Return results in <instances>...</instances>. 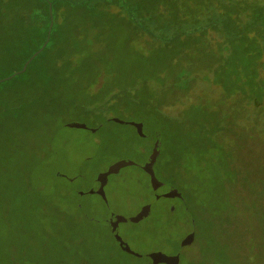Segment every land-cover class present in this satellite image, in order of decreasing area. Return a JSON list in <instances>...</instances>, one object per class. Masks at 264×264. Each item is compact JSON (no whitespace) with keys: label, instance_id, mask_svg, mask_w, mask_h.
Returning a JSON list of instances; mask_svg holds the SVG:
<instances>
[{"label":"trees","instance_id":"trees-1","mask_svg":"<svg viewBox=\"0 0 264 264\" xmlns=\"http://www.w3.org/2000/svg\"><path fill=\"white\" fill-rule=\"evenodd\" d=\"M4 25L12 34L0 39V73L41 35L26 61L49 42L25 73L0 76V185L16 158L26 162L22 138L35 130L36 105L52 106L61 121L137 110L164 124L177 118L166 107L209 83L221 88L217 105L192 103L178 117L198 127L217 174L246 185L237 193L245 200L233 203L235 227L245 219L264 233V169L252 174L236 155L244 141L264 153V0H0ZM31 75L35 92L26 90Z\"/></svg>","mask_w":264,"mask_h":264},{"label":"rangeland","instance_id":"rangeland-1","mask_svg":"<svg viewBox=\"0 0 264 264\" xmlns=\"http://www.w3.org/2000/svg\"><path fill=\"white\" fill-rule=\"evenodd\" d=\"M35 12L30 15L33 26ZM2 30L0 39L6 40L12 32L6 25ZM44 37L17 53L0 76L25 73V65L48 44L49 37L26 61ZM31 76L24 77L26 90L35 92ZM221 92L209 83L198 84L181 103L164 109L175 121L160 125L142 121L149 115L137 110L110 113L136 125L104 121L95 112L61 121L52 106L36 105L35 126L29 127L35 130L22 138L26 162L15 157L0 185V264H152L149 252L174 251L189 230L188 214L165 194V186L181 193L195 221L196 239L183 248L182 264H264L261 224L250 231L245 219L238 229L233 220V203L245 200L237 199V193L246 185L219 176L222 166L210 161L214 158L196 133L198 127L191 118L178 117L192 103L213 108ZM5 102L7 107L14 103ZM74 122L77 126L70 125ZM236 146L239 166L255 175L264 169L262 148L245 141ZM155 147L161 196L153 195L156 188L142 168ZM191 149L195 155L204 151V158L198 154L204 160L195 161Z\"/></svg>","mask_w":264,"mask_h":264},{"label":"water","instance_id":"water-1","mask_svg":"<svg viewBox=\"0 0 264 264\" xmlns=\"http://www.w3.org/2000/svg\"><path fill=\"white\" fill-rule=\"evenodd\" d=\"M52 25H53V22L51 23V27H52ZM42 50H43V48L38 53H36L31 58V60L37 54H39ZM28 64L29 63H27L25 65V67L23 68V70L21 72L26 71ZM14 76L15 75H13L12 77H9L8 79L13 78ZM4 80H6V79H4ZM111 119L116 121V122H120V123H129V124H132V125H136L135 122H131V121L130 122H126L124 120L117 119L116 117H113ZM70 125L71 126H77V123H75V122L74 123H70ZM159 154H160V152L158 150V147H155V149H153V151H152L151 155L149 156L148 160L146 161V163L142 166L144 172L148 175L151 183L153 184L152 185L153 188H156V186L159 184L158 178H157L155 170H154V165H155V163L157 161V158H158ZM102 176L103 175H101V177ZM101 177L99 178V182L101 181ZM165 188H166V192L165 193H166L167 196L177 197L181 201V204H182V206L184 208V211L188 214L187 217H188L189 230H188V232L185 233V235L183 237L180 238V240H179V242L177 244V248L174 251H172L170 253H162V252L154 251V252H149L147 255L150 257V259L152 260L153 264H179L182 247L192 245V243L195 240V221L192 218V216L189 215V210L187 208V204H186L184 198L182 197L181 193H179L178 190L173 189L172 187H169V186H165ZM153 191H154V189H153ZM153 195H155V196L157 195L155 193V191H154ZM119 218H122V217H119ZM130 220H133V219L131 218ZM121 246H122V248L124 250H127V248L124 246V244H121ZM137 256L142 257L144 255L143 254L142 255L139 254Z\"/></svg>","mask_w":264,"mask_h":264},{"label":"flooded vegetation","instance_id":"flooded-vegetation-1","mask_svg":"<svg viewBox=\"0 0 264 264\" xmlns=\"http://www.w3.org/2000/svg\"><path fill=\"white\" fill-rule=\"evenodd\" d=\"M155 165H156V163H155ZM155 165H154V166H155ZM158 186H160V185H157V186H156V189H157ZM154 191H155V193H156L157 195H160V196H161V194L158 193V192H159L158 189H157V190L154 189ZM93 193H97V194L101 195V192L98 191V190H96V191L93 190ZM165 194H166V193H165ZM157 195H156V196H157ZM162 195H164V194H162ZM174 198L177 199V201H178L180 207L182 208V210H184V208H183V206H182V204H181V201H180L177 197H174ZM195 239H196V237H195ZM193 243H194V242H193ZM184 247H186V246H184ZM184 247H182V249H181V254H180V261H179V264H182V250H183ZM141 255H142V254H141ZM147 256H148V255H147ZM138 257H139V256H138ZM148 257H149V256H148ZM149 258H150V257H149ZM151 261H152V260H151ZM152 264H153V262H152Z\"/></svg>","mask_w":264,"mask_h":264}]
</instances>
